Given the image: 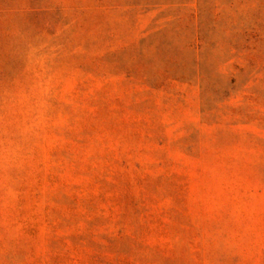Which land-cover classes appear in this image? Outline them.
I'll use <instances>...</instances> for the list:
<instances>
[{
  "label": "rangeland",
  "instance_id": "obj_1",
  "mask_svg": "<svg viewBox=\"0 0 264 264\" xmlns=\"http://www.w3.org/2000/svg\"><path fill=\"white\" fill-rule=\"evenodd\" d=\"M0 264H264V0H0Z\"/></svg>",
  "mask_w": 264,
  "mask_h": 264
}]
</instances>
